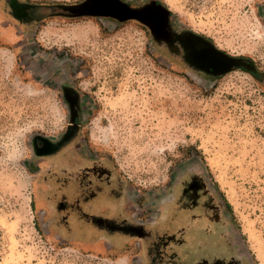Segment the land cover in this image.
<instances>
[{"label": "rangeland", "instance_id": "rangeland-1", "mask_svg": "<svg viewBox=\"0 0 264 264\" xmlns=\"http://www.w3.org/2000/svg\"><path fill=\"white\" fill-rule=\"evenodd\" d=\"M15 1L34 9L0 0V145L21 155L0 148V264H264V0H120L160 2L254 75L200 72L139 19L60 10L84 0Z\"/></svg>", "mask_w": 264, "mask_h": 264}, {"label": "flooded vegetation", "instance_id": "flooded-vegetation-1", "mask_svg": "<svg viewBox=\"0 0 264 264\" xmlns=\"http://www.w3.org/2000/svg\"><path fill=\"white\" fill-rule=\"evenodd\" d=\"M156 4L158 5L159 2L153 1L151 3H146L145 5H143V8H145L146 6L148 7H146L145 11L143 12V16L140 17L141 20L139 18H136L139 17L138 13H133L137 15H132L134 17L131 18L139 19L140 21H142L147 27L149 33L154 37L156 41L161 40L169 43L170 34L174 35L175 30L170 25V16H168L163 8H160L158 6L156 7ZM9 5L15 17L25 20L33 18V15L30 12V10L34 9L32 5L18 3L15 0H9ZM65 12L68 15L71 13L68 10H66ZM177 35L179 38V47L182 50L183 57L187 59L192 64V66L195 67L196 70L206 74H214L224 69V63H221L222 60L221 62L214 60L211 43L208 39L198 34H193L188 30L181 31L180 33H177ZM73 108H75V105ZM71 137L72 134H68L67 132L64 133L59 140H51L36 135L32 138V146L35 155H37L38 157H42L45 155L56 153L66 145V143L69 141L68 139H70ZM77 171L79 177H82L81 181H83L87 177H93L94 179L99 180H102L103 177H105V179H108L110 177V173L106 172L103 167L88 168L85 171H81L80 167L78 166ZM198 187L199 183H197V181H190L186 186H184L181 194L184 196V198L195 197L199 189ZM89 190L90 192L86 193L84 200H88L96 195V191L92 189V187H88L87 191ZM84 194L81 193V195L83 196ZM75 198L76 199L73 200L71 205L79 206L78 204L81 201L80 195ZM196 206L197 204L193 205V207Z\"/></svg>", "mask_w": 264, "mask_h": 264}, {"label": "water", "instance_id": "water-1", "mask_svg": "<svg viewBox=\"0 0 264 264\" xmlns=\"http://www.w3.org/2000/svg\"><path fill=\"white\" fill-rule=\"evenodd\" d=\"M102 2H109L110 4L114 5V7L116 8V9L115 8L114 9L117 10V11L114 12V10H112V8H109V9L104 8L103 9L101 7V3ZM123 4L122 3L121 4L120 3L119 4L113 3L112 0H107V1H105V0H98V1L92 0V1L89 2V5L86 8L88 10V12L86 14L97 13L102 8L103 11L98 12V13H101V14H104V15H107V16H113L115 18L122 19V20L123 19H127V18H131V17H134L132 15H137V14H133V13H138L139 17H136V18H139L141 20L140 17L143 16L142 14L145 11L146 7L145 8H143V6H141V7H133V6H128L126 4H124V5H126V6H124ZM96 7H98V8H96ZM82 15H85V14H82ZM178 39L179 38H178L177 33H175L174 35H171L170 34L169 43H167V42H165V43H167V45H168L169 48L170 47H174L175 48V51L178 52L179 51L178 49L180 48L179 47V40ZM158 41H161V40H158ZM213 57H214V60L215 61L217 60V61L221 62V60H222L221 63L222 64L224 63V68L228 67L230 64L231 65L238 64V62H236V61L229 63L227 60H225L223 58H220V57H218V56H216L214 54H213Z\"/></svg>", "mask_w": 264, "mask_h": 264}, {"label": "trees", "instance_id": "trees-1", "mask_svg": "<svg viewBox=\"0 0 264 264\" xmlns=\"http://www.w3.org/2000/svg\"><path fill=\"white\" fill-rule=\"evenodd\" d=\"M90 1H92V0H84L83 2H81V3H78V4H75V5H63V6H60V10L63 12V13H65V14H67L65 11L66 10H68L69 12H71L69 15L70 16H78V15H82V14H86L87 12H88V10L86 9L87 8V6L89 5V2ZM112 2L113 3H116V4H123V2L122 1H120V0H112ZM156 3V2H155ZM124 4H126V3H124ZM123 4V5H124ZM86 5V6H85ZM127 5V4H126ZM126 5H124V6H126ZM84 6V7H83ZM160 7V8H163L164 10H165V12L168 14V16H170L171 15V13H170V11L167 9V7L166 6H164L163 4H161L160 2H159V4L157 5L156 4V7ZM146 7H148V6H146ZM103 8V7H102ZM102 8L98 11V12H101V11H103L102 10ZM104 9V8H103ZM93 13V14H101V13ZM104 15V14H103ZM192 33V32H191ZM194 34V33H193ZM211 47H212V51H213V54L214 55H216V56H218V57H220V58H223V59H225V60H227L229 63L230 62H238V64H234V65H229L228 67H226V68H224L222 71H220V72H217V73H214V74H221V73H223V72H225V71H227V70H231V69H233V68H241V69H243L244 71H247V72H249V73H251V74H255V70H253V69H251L249 66H248V61H244L243 59H240V58H235V57H231V56H228V55H224V53L222 52V51H220V50H218V49H216V48H214L212 45H211Z\"/></svg>", "mask_w": 264, "mask_h": 264}, {"label": "bare ground", "instance_id": "bare-ground-1", "mask_svg": "<svg viewBox=\"0 0 264 264\" xmlns=\"http://www.w3.org/2000/svg\"><path fill=\"white\" fill-rule=\"evenodd\" d=\"M96 1H98V0H96ZM105 1H107V0H105ZM100 2V1H99ZM101 7H103V8H107V9H109V8H112V10H114V12L115 11H117V10H115L116 8L114 7V5H112V4H110L109 2H102L101 3ZM115 8V9H114ZM0 148H1V150H2V152H3V154L4 153H7L8 154V159H10L12 162H14V163H18V164H20V162H21V155H20V152L18 151V150H11V151H7L6 150V148H5V146H2V145H0ZM6 158V157H5ZM2 158L0 157V168H1V163H2V161L3 160H1ZM13 165V164H12ZM14 171V170H13ZM16 171V170H15ZM4 175V174H3ZM2 175V176H3ZM1 176V175H0ZM11 176V175H10ZM16 177V176H15ZM5 179H7L6 180V185L7 184H9V183H11V179H9V177L8 178H5ZM23 179V178H22ZM3 183V182H2ZM12 184V183H11ZM13 187V186H12Z\"/></svg>", "mask_w": 264, "mask_h": 264}]
</instances>
